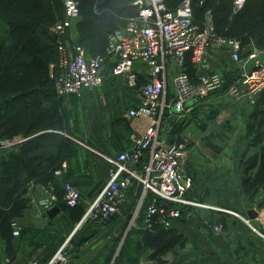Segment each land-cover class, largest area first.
Here are the masks:
<instances>
[{
	"label": "crops",
	"instance_id": "obj_1",
	"mask_svg": "<svg viewBox=\"0 0 264 264\" xmlns=\"http://www.w3.org/2000/svg\"><path fill=\"white\" fill-rule=\"evenodd\" d=\"M72 33L77 38L75 28ZM249 50L250 47H246L242 51ZM260 57L264 58V52ZM192 62L195 78L204 71H216L231 77L240 75L241 71L224 43L213 45L200 63ZM138 68L140 87L148 76L144 67L138 65ZM167 78V100L171 102L176 94L174 76ZM96 90L62 97L60 109L69 115L70 131L80 140L71 139L79 145V149L69 161L63 162L61 175H56L60 190L42 184H32L29 188L30 206L17 221V226L30 231L32 247H37L30 257L31 263L40 259L42 264H47L64 244L68 253L65 264H101L104 262L102 259L107 258L108 249H95V243L77 246L82 238L77 232L91 236L109 227L86 222L79 225L80 222L72 220L69 211L60 207L59 214L50 218L49 208L42 203L53 195L64 202V192L61 193V190L68 180L79 189L83 203L88 207L108 180L110 165L103 156L115 157L127 150L133 139L139 137L149 125L148 120L129 115L130 109L138 106L142 100L140 88H129L121 78L109 76L105 85ZM227 92L212 93L204 102L188 103L187 111L180 114L182 116L171 113L166 116L161 136L169 141L187 139L190 142L188 172L194 183L189 198L201 204L191 208L188 222L183 225L173 223L186 235L187 242L183 249L166 257L167 264H264V238L230 213L235 211L249 217L250 210L256 211L257 217L249 218L255 227L264 231V188L252 199L243 189L240 171L242 157L256 155L264 145H251L253 136L248 134L247 126L260 96L255 93L232 96ZM53 104L54 101L46 103L49 106ZM260 108L264 111V102ZM85 141L91 142L92 146ZM19 142L17 139L4 144L10 148ZM142 196V185L135 183L124 201L128 216L133 218L139 210L135 222L139 220L140 224L144 223V216L140 217L141 210L150 198L142 201ZM55 202L53 205L60 206ZM118 220L112 226L114 230H122L125 224L124 220ZM217 225L223 227L220 233L214 230ZM0 244V264H7L9 258L3 243ZM14 244L20 250L21 238L15 237ZM13 262L27 264L23 254ZM144 263L149 264L140 262Z\"/></svg>",
	"mask_w": 264,
	"mask_h": 264
},
{
	"label": "trees",
	"instance_id": "obj_2",
	"mask_svg": "<svg viewBox=\"0 0 264 264\" xmlns=\"http://www.w3.org/2000/svg\"><path fill=\"white\" fill-rule=\"evenodd\" d=\"M64 1L0 0V70L3 71L0 75V242L9 260L16 261L23 254L27 264L31 263L30 257L37 247H32L29 230L20 229V235L14 236V229L30 206L29 188L32 184H42L60 190L56 172L79 149L71 139L80 140L70 131L69 115L60 109L63 96L56 91L57 73L49 74L58 49V40L49 30L64 20ZM73 1L79 9V17L74 23L78 34L75 41L83 45L90 56H106L111 36L125 28L129 19L140 10L136 4L139 0ZM163 1L168 10L174 11L185 0ZM190 2L194 24L200 30L210 20L218 37L240 42L243 58L254 51L262 55L264 0H246L240 9H236L234 0ZM246 47L250 50L243 52ZM185 68L190 76H195L191 52L186 54ZM223 77L225 83L216 93L228 91L240 75ZM256 94L260 98L256 100V108L247 124L253 146L264 143V111L260 108L264 102V88ZM50 101L54 104L46 105ZM17 139L21 142L10 148L4 144ZM85 142L92 146L91 142ZM240 171L243 189L254 199L264 188V145L256 155L242 157ZM62 192L65 195L64 189ZM55 203L69 211L74 222H80L87 209L83 200L74 207L68 206L65 200ZM191 208L188 211L192 213ZM183 210L187 212V208ZM143 216L144 209L140 214ZM131 218L125 211L100 224L112 227L120 219L125 221L124 229ZM189 219L191 217L177 219L173 223L183 225ZM173 223L170 226L154 224L151 228L141 223L137 228H131L114 263L113 257L107 255L101 264H138L141 261L167 264L166 257L183 249L187 242L186 235ZM15 237L21 238L20 250L15 247ZM38 261L42 264L40 259Z\"/></svg>",
	"mask_w": 264,
	"mask_h": 264
},
{
	"label": "built area",
	"instance_id": "obj_3",
	"mask_svg": "<svg viewBox=\"0 0 264 264\" xmlns=\"http://www.w3.org/2000/svg\"><path fill=\"white\" fill-rule=\"evenodd\" d=\"M234 1L236 9H240L246 0ZM64 3L67 22L52 28L59 53L55 77L57 94L61 97L80 94L86 89L102 87L109 76L121 78L129 88H140L142 93L140 104L130 109V117L149 121L146 130L133 139L127 150L115 157L103 156L110 165L108 180L87 207L79 225L103 223L114 215H123L124 201L135 183L143 187L142 201L150 197L144 208V223L148 228L154 224L170 226L174 220L190 218L192 213L188 209L201 206L189 198L194 183L187 169L190 142L187 139L169 141L161 136V132L167 115L184 114L188 103L204 102L223 87L225 80L216 71L201 72L196 78L190 76L185 68L186 54L191 52L192 61L200 63L213 45L226 44L233 61L241 67L240 78L228 90V94L238 96L256 94L263 89L264 63L260 61V52L254 51L243 58L240 42L218 37L210 20L200 30L194 24L190 0H185L174 11L168 10L163 0H139L136 3L140 7L138 15L111 36L106 56H90L83 45L67 35L69 22L79 17V9L73 0ZM138 65L144 67L148 76L140 87ZM255 66L259 69L253 71ZM171 75L174 76L176 94L169 102L167 77ZM244 87L246 90L242 91ZM61 173V169L56 172ZM64 191L68 206L81 203V192L73 182L66 181ZM56 200L53 195L42 203L50 208ZM185 208L187 212H184ZM138 212L130 224L135 222ZM230 213L264 238V231L255 227L248 216L235 211ZM214 230L220 233L222 225H217ZM19 235L20 228L15 224L14 236ZM67 260V245L64 244L47 264H65ZM7 264L17 263L9 260ZM31 264H39V261Z\"/></svg>",
	"mask_w": 264,
	"mask_h": 264
},
{
	"label": "rangeland",
	"instance_id": "obj_4",
	"mask_svg": "<svg viewBox=\"0 0 264 264\" xmlns=\"http://www.w3.org/2000/svg\"><path fill=\"white\" fill-rule=\"evenodd\" d=\"M62 22L64 23L67 21L64 18V20ZM69 23L70 24L67 27V35L70 36L71 38H73L74 40H76V36H74L72 33L75 21H70ZM52 28L49 31L51 34H54V31L52 30ZM56 51H57V53H55V56H57L56 57L57 59H55V61L49 67V74H51V75H55L58 72V68H57L58 55H59L58 49ZM260 61L262 63H264V58L260 57ZM1 74H3L2 70H0V75ZM263 88H264V86H263ZM96 89H99V88H96ZM241 90L244 91V90H246V88L244 87ZM91 91H92L91 89H86L82 93H92ZM96 91H98V90H96ZM227 93H229V92H227ZM189 159L190 158L188 155V162H189ZM187 169H188V165H187ZM130 222L128 221L126 223L125 228L124 229L121 228L122 230H120V229L114 230L112 227H109V228H106L104 231L102 230V231L95 232V234H93L91 236H87V235H85L79 231V232H77V235H79V237H82V238L80 240H78L77 246L80 247V246H83L87 243L92 242V243H95V246H97L95 249L99 250L100 248H107L108 249L107 255H108V257H111V256L113 257L112 262L114 263V261L116 260V258L118 256V253H119V251H120V249L124 243V240L126 239L131 228H134V227L137 228V226L140 225L139 220L137 221V223L133 222V224H130ZM135 223H136V225H135ZM111 230H112V232H111ZM110 233H112L111 236L107 237ZM73 242H74V240H73ZM0 247H1V244H0ZM110 248H111V250H110ZM144 259L145 258H142L141 260H144ZM102 261H105L104 258L102 259ZM144 262H146V261H144ZM138 264H140V263H138Z\"/></svg>",
	"mask_w": 264,
	"mask_h": 264
},
{
	"label": "water",
	"instance_id": "obj_5",
	"mask_svg": "<svg viewBox=\"0 0 264 264\" xmlns=\"http://www.w3.org/2000/svg\"><path fill=\"white\" fill-rule=\"evenodd\" d=\"M61 42H62V40H60V43ZM258 69H259V66H255L253 68V71H256ZM60 211H61V209L57 205H53L52 207H50L48 209V215H49L50 218H54V217H56L59 214ZM248 214H249V217L251 219H254V218L257 217V213L254 210H250Z\"/></svg>",
	"mask_w": 264,
	"mask_h": 264
}]
</instances>
